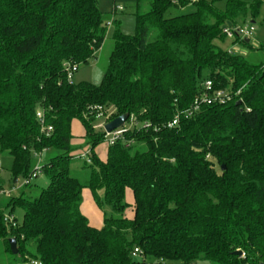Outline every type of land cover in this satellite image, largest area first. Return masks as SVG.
<instances>
[{
  "label": "trees",
  "instance_id": "trees-1",
  "mask_svg": "<svg viewBox=\"0 0 264 264\" xmlns=\"http://www.w3.org/2000/svg\"><path fill=\"white\" fill-rule=\"evenodd\" d=\"M189 2L149 0L134 34L114 21L108 65L93 84L69 80L65 66L78 69L102 48L110 20L99 0H0V149L13 158L12 182L38 177L32 150L56 151L41 164L48 186L9 199L8 215L0 207V239L9 251L16 239L22 264H264V61L223 45L225 27L256 21L264 0H195L194 11L166 16ZM207 80L231 99L168 127ZM123 114L137 123L125 135L132 142L108 144L95 126ZM75 122L86 139L79 148ZM80 150L91 151L88 186L70 172ZM85 187L114 214L101 227L82 211Z\"/></svg>",
  "mask_w": 264,
  "mask_h": 264
},
{
  "label": "rangeland",
  "instance_id": "rangeland-1",
  "mask_svg": "<svg viewBox=\"0 0 264 264\" xmlns=\"http://www.w3.org/2000/svg\"><path fill=\"white\" fill-rule=\"evenodd\" d=\"M189 1L190 2L182 8H173L169 10L166 16L172 17L178 14L194 11L195 5L192 3V1L195 0ZM138 5V0H99L100 10L104 13L105 19H107V21L111 20L112 24L110 26L108 25L107 36L102 48L96 53V57L91 59L88 64H81L78 66L77 70H74L71 79L74 83L91 82L93 84H100L108 65L109 55L113 48L111 34L115 28V24H118L123 32L127 34H134L136 30V15L138 13L148 11L150 8L149 0H142L140 5ZM216 5L219 8H224L225 2L219 1L216 3ZM116 7L118 9L115 11ZM116 20L117 22L113 24V22ZM249 21L246 22L244 20H240L239 24L246 25L249 23ZM252 23L257 28L253 32L252 36L249 37V45L242 44L238 41L233 42L232 39L229 38L226 39L223 45L226 47L230 45V50L233 53L242 55L250 62L260 63L264 61V5L261 9L260 16ZM128 125L129 124L127 123V126ZM96 126L95 128L98 129ZM72 132L74 136L73 146L79 148L81 145H85L86 139L83 137L84 131L82 129V125L79 122L74 123ZM81 150L75 153L77 156L70 165V172L71 175L77 178L83 185L88 186L91 177V165L85 164V157L79 158V156L83 154L81 153L83 150ZM97 150L100 156H105L106 146L102 145ZM31 154V169L34 170L39 164L48 162L51 156L56 154V151L54 149H49L39 153L35 150H32ZM12 167L13 158L7 153L1 152L0 149V182L2 184V188L0 187V207L3 208L7 215L9 212V209L7 208L9 199L20 196L24 189L26 193H30L34 198L38 196L42 188L47 187L49 184L48 178L43 173H39L38 177H33L32 183L28 187H24L25 177L23 175L19 176L14 184L11 180ZM98 194L101 199L104 198L103 190L99 191ZM127 199L131 200L132 198L128 196ZM89 210H92V213L88 214ZM82 211L88 215L94 216L95 213L103 216L106 215L107 217L114 215L108 205H103L102 209L98 207L88 187H85L83 191ZM127 215H132L131 210L128 211ZM14 216L17 218L18 223H21L23 219L22 209L16 208L14 211ZM92 218L91 220L95 224L96 221ZM22 262L23 260L21 255L14 254L13 252L9 251L3 244V241L0 239V264H22ZM166 264H183V262L181 260H167Z\"/></svg>",
  "mask_w": 264,
  "mask_h": 264
},
{
  "label": "built area",
  "instance_id": "built-area-1",
  "mask_svg": "<svg viewBox=\"0 0 264 264\" xmlns=\"http://www.w3.org/2000/svg\"><path fill=\"white\" fill-rule=\"evenodd\" d=\"M117 9L118 8L116 7L115 11ZM111 24H112V21L110 20L108 22V25L110 26ZM255 29L256 27L252 23L251 24L248 23L246 25H238L234 29L225 27L224 32L229 38H234L235 36H238L239 38L244 39V38L251 37ZM65 68H66L67 78L71 80L73 72L74 70L77 69V66L67 63ZM203 87H204V90H203L204 92L200 96H197L195 98L191 107H189L188 109H184L181 112L177 113L175 117L167 123L168 127L172 128L176 126L179 122L181 115H184L185 117H189L196 110H198L203 104H212L215 102L223 103L226 100L231 99V96L225 93L223 90H213V83L211 80L205 81ZM37 117L41 124V131L45 133L46 136L51 135L53 131V126L48 125L46 123V117L43 111H39L37 113ZM127 123L129 124L128 126H127ZM105 124L106 122H101L96 126L98 129H102L105 132V142H107L108 144H114L117 141H125L126 145L128 146L130 145L132 141L131 140L126 141L125 135L128 131L132 130L137 124L133 117H129L123 126L116 128L111 132H107L105 130ZM90 152H91L90 150H87L85 153L79 156V158L85 157V160L87 161V163H91ZM39 173H41V164H39L37 168L35 169L34 176L39 175ZM6 219H8L9 221H13V216H7ZM138 253H140L139 248H135L133 254L137 255Z\"/></svg>",
  "mask_w": 264,
  "mask_h": 264
},
{
  "label": "water",
  "instance_id": "water-1",
  "mask_svg": "<svg viewBox=\"0 0 264 264\" xmlns=\"http://www.w3.org/2000/svg\"><path fill=\"white\" fill-rule=\"evenodd\" d=\"M254 22V21H252ZM231 25V24H229ZM249 41V39H247ZM240 104V102H239ZM129 118V114H123V115H120L119 117H116L115 119L109 121L108 123L105 124V130L107 132H111L113 131L114 129L116 128H119L121 126L124 125V123L128 120ZM223 169H225V166L223 165L222 166ZM9 243H10V248H11V251L14 253V254H18V247H17V241L15 238H11L9 240ZM236 254H241V251H236L235 252Z\"/></svg>",
  "mask_w": 264,
  "mask_h": 264
},
{
  "label": "crops",
  "instance_id": "crops-1",
  "mask_svg": "<svg viewBox=\"0 0 264 264\" xmlns=\"http://www.w3.org/2000/svg\"><path fill=\"white\" fill-rule=\"evenodd\" d=\"M263 7V6H262ZM113 26V25H112ZM256 27V26H255ZM257 28V27H256ZM226 47V46H225ZM230 48V45L228 46ZM2 186L1 182H0V187ZM2 188V187H1ZM0 188V189H1ZM92 213V210H89L88 214ZM90 220L91 224L96 226V227H101L103 224V220H104V216L103 215H98L97 213H95L94 215H88L87 213H84ZM94 219L96 221V223L94 224L91 220V218Z\"/></svg>",
  "mask_w": 264,
  "mask_h": 264
}]
</instances>
